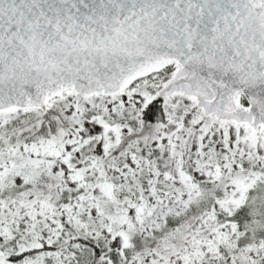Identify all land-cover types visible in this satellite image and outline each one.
Masks as SVG:
<instances>
[{
	"label": "snow or ice",
	"instance_id": "obj_1",
	"mask_svg": "<svg viewBox=\"0 0 264 264\" xmlns=\"http://www.w3.org/2000/svg\"><path fill=\"white\" fill-rule=\"evenodd\" d=\"M0 264H264V0H0Z\"/></svg>",
	"mask_w": 264,
	"mask_h": 264
}]
</instances>
